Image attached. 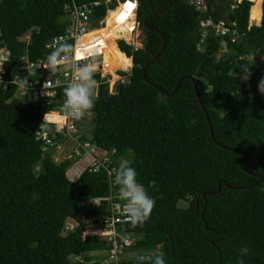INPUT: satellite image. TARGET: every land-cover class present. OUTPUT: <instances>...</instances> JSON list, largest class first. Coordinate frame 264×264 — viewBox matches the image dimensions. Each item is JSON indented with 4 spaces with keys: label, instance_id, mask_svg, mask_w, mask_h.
<instances>
[{
    "label": "trees",
    "instance_id": "16d2710c",
    "mask_svg": "<svg viewBox=\"0 0 264 264\" xmlns=\"http://www.w3.org/2000/svg\"><path fill=\"white\" fill-rule=\"evenodd\" d=\"M95 1L100 2L95 20L115 5L0 0V41L10 51V62L24 55L45 59L52 50L48 41L67 28L63 19L72 3ZM137 1L141 48L134 50L132 39L125 38L133 26L128 20L117 33L95 38L97 45L95 39L89 42L92 53L103 55L102 71L113 78L119 70L129 71L128 58L132 67L129 74L118 73L125 80L112 93L96 71L95 106L79 122L80 141L95 148L93 156L107 157L115 171L121 157L129 159L138 183L155 200L142 226L116 227L135 237L131 250H154L153 257L162 253L166 264H264V95L257 92L264 62L256 63V56H264V0L261 18L251 0H207L205 13L187 0H171L146 20L156 31L144 28L143 19L168 0ZM205 18L233 22L240 37L231 43L210 32L200 42L199 22ZM249 19L260 21L249 25ZM28 32L29 39L22 40ZM158 32L165 48L149 63L162 44ZM117 40L127 58L117 50ZM246 69L251 76L242 81L239 74ZM48 75L46 70L41 77ZM63 87L49 104L17 97L15 88L0 92V264H100L111 248L101 236L82 235L88 216L107 213L105 202L83 201L117 189L106 170L89 172L85 159L81 167L71 168L70 159L55 163L52 151L42 152L34 136L44 113L61 107ZM87 116L89 136L81 126ZM69 222L72 230L66 229ZM245 246L250 251L242 257L239 249Z\"/></svg>",
    "mask_w": 264,
    "mask_h": 264
},
{
    "label": "built area",
    "instance_id": "2783aa9c",
    "mask_svg": "<svg viewBox=\"0 0 264 264\" xmlns=\"http://www.w3.org/2000/svg\"><path fill=\"white\" fill-rule=\"evenodd\" d=\"M106 6H109L110 3L115 2L114 9L108 8L104 18L101 20L94 19V9L100 5L99 1H95L89 4L75 5L72 3L69 10V24L64 32L58 36L50 39L46 45L47 48L51 49L52 43L56 37H66L67 43L72 44L75 50L79 53L80 62H88L94 60L97 65V70L100 69V77L102 82L109 83V80H105L108 77H113L110 73L103 74V55L101 53H92L91 47L92 44H87L86 36L91 32L101 29L104 25L106 18L115 10L118 6L122 7L121 14L123 16H130L131 13H134L133 26L130 27L127 31V35L134 37V40L137 42L140 40L139 36L137 37L136 30L139 29V23L136 21V11L138 6L137 0H103ZM188 4L196 11L200 13L207 12V0H187ZM113 9V10H112ZM101 25V26H100ZM99 26L98 28H96ZM199 26L202 29L201 31V40L207 38L210 32L214 36L221 38L229 37L231 43H234L240 36L237 33V30L233 28L234 23L227 24L224 20L214 21L211 18L201 19ZM136 36V37H135ZM29 39V36H28ZM99 40L95 39L93 45H97ZM121 40H117L118 43ZM131 46V45H130ZM133 47V46H131ZM118 48V46H117ZM119 49V48H118ZM134 50L138 48H133ZM224 51V48H223ZM96 56H100L101 59L97 60ZM131 60V59H130ZM10 51L0 41V79H2L6 85V89L3 87V84L0 83V92H6L11 88H15V96L22 97L28 95V98L32 100H41L44 104H49L50 101L58 93V88L61 86H66L71 82V68L70 66H62L57 75L53 77L42 78L41 74L46 71L45 64L46 58H40L37 60L29 59L27 55L22 56L15 63L10 62ZM264 56H256V63L260 66L263 65ZM37 73L38 76H37ZM117 71V78L115 79L114 85L109 89L111 93L114 91L115 86L118 83H124V77L120 76ZM125 73V72H124ZM260 73H264L263 69H260ZM129 74V73H126ZM27 77L29 83L32 85L31 88L24 87L20 88L18 86V79ZM51 80L52 83L48 86L47 91L49 93L48 97L42 95L43 85L46 81ZM58 82V83H57ZM96 94V92H95ZM60 108L56 106L53 110H49L50 114H57L59 120H53L46 128H40V125L44 122L43 117L41 123L35 132V139L42 142L41 150L42 152L52 151V155L57 152L59 147L62 144L70 143L71 148L69 151V157L65 159L70 160H82L85 159L88 163L89 172H97L99 169L106 170L108 180H112L111 187L113 186L112 175L115 174V169L110 167L109 159L107 157L102 158L101 160L96 159L93 154L95 148L88 142H81L80 138L82 132L79 128L80 120H65L60 118ZM44 116V115H43ZM64 160V159H63ZM112 190V188H111ZM103 201L106 203L105 209L107 213H103L96 216H88L85 219V225L83 230V237L86 236H101L106 239L108 243L111 244V248L104 251L103 255L106 256L100 264H122L130 257V247L135 242V237L128 232H120L117 225L122 223H128L125 215L122 210V201L118 198V190L110 191L109 195L105 197L94 198L91 200H85L83 203H89L92 205H99ZM74 227L73 224L69 223L66 226L67 230H72ZM148 258L145 254L139 255V257ZM147 260V259H145Z\"/></svg>",
    "mask_w": 264,
    "mask_h": 264
},
{
    "label": "clouds",
    "instance_id": "9594fccd",
    "mask_svg": "<svg viewBox=\"0 0 264 264\" xmlns=\"http://www.w3.org/2000/svg\"><path fill=\"white\" fill-rule=\"evenodd\" d=\"M51 49L46 57L45 64V69L49 73V77L57 75L62 66H70L72 75L71 82L63 87L64 100L60 108V118L65 120H80L95 106V92L97 88L95 74L97 65L94 60L81 63L79 53L72 44L67 43L66 37H56ZM250 76V69H246L241 71L239 79L247 81ZM0 83L6 89V85L2 79H0ZM17 83L20 88L32 87L27 77H20ZM51 83L52 81L50 79L45 82L42 95L48 97L49 93L47 88ZM258 90L260 94L264 95V79L260 80ZM43 121L40 128H46L53 122L49 112L44 113ZM137 175V171L131 166L130 160L121 157L118 169L114 174L113 186L117 188L118 198L123 202V214L133 227L137 225L142 226L150 218L155 206V200L144 190L143 185L138 183ZM129 250L130 257L126 261L134 259L141 262V264L144 261H150L151 264H166L162 253L153 257L154 250L144 252ZM249 251V248L246 246L239 249L242 257L248 255ZM141 254H145L148 258L143 256L139 257ZM241 264H243V261H241Z\"/></svg>",
    "mask_w": 264,
    "mask_h": 264
},
{
    "label": "rangeland",
    "instance_id": "374dc122",
    "mask_svg": "<svg viewBox=\"0 0 264 264\" xmlns=\"http://www.w3.org/2000/svg\"><path fill=\"white\" fill-rule=\"evenodd\" d=\"M256 5H257V3H256ZM122 8V7H121ZM252 8H257L256 6H255V4L253 3V6H252ZM120 18H121V20H123L124 22H127V20H128V18H127V16H123V14H121L120 13ZM69 20H70V18H69V16H66L64 19H63V21L64 22H68V24H69ZM106 21V20H105ZM259 23V22H258ZM248 24L249 25H251V24H254L253 22L251 23L250 22V20L248 21ZM255 24H257V23H255ZM101 26V25H100ZM99 26H97L96 28H98ZM137 37L139 36V38H140V40L137 42L136 40H134V37H132V36H130V35H126V39H129V38H131L132 39V42H133V45H131V46H133L132 48H141V46H142V43H141V39H143V37H142V32H141V29L139 28L138 30H136V34H135ZM28 36H29V32L25 35V36H23L21 39L22 40H28ZM135 36V37H136ZM117 46H118V43H117ZM117 48V47H116ZM117 50L120 52V50L117 48ZM120 53H122V52H120ZM122 55H124L125 56V54L124 53H122ZM126 57V56H125ZM129 61H130V68H129V71H127V72H125V73H129L130 71H131V60H130V58H129ZM121 70H123V69H121ZM118 72H123L124 73V71H118ZM111 74V73H110ZM105 80H109V86H113L114 85V82H115V79L113 78V77H108V78H106ZM257 92L258 93H260L259 92V90H258V88H257ZM88 117V118H87ZM86 118H85V120L83 121V124H81V126H82V130H83V134L84 135H86V136H89V134H90V130H91V128H92V123L90 122V118H91V116L89 117V116H87ZM60 149H58L57 150V152L59 151ZM61 150L62 151H64L63 153H61V154H56V152H55V154H54V156H52V161H54L55 163H60L63 159H65V158H68L69 157V151H70V149H68L66 146H64V147H62L61 148ZM99 155V154H98ZM129 156H131V153H129ZM73 164L71 165V168H72V166L74 165V166H79V167H81V165H80V162H79V160H73ZM66 226H67V224H66Z\"/></svg>",
    "mask_w": 264,
    "mask_h": 264
},
{
    "label": "bare ground",
    "instance_id": "6f19581e",
    "mask_svg": "<svg viewBox=\"0 0 264 264\" xmlns=\"http://www.w3.org/2000/svg\"><path fill=\"white\" fill-rule=\"evenodd\" d=\"M251 1L253 3L259 2V0H251ZM254 9H257V8H254ZM121 11H122L121 6H118L115 10H113L112 12H110V14L108 15V17L106 18L104 27L101 28V29H98V30L93 31V32H91L90 34H88L86 36V38L88 40L87 41V44L90 41H93L95 38H97L100 35L115 34V33H117L119 31V27L124 23V21L121 20V18H120ZM127 18H128V21H130V22L133 23L134 13H131L130 16H127ZM54 115L57 116V114H54ZM64 146H66L68 149L71 148L70 143L62 144L59 147L60 150L58 152H56V154L63 153L64 151H62L61 148L64 147Z\"/></svg>",
    "mask_w": 264,
    "mask_h": 264
},
{
    "label": "water",
    "instance_id": "95a60500",
    "mask_svg": "<svg viewBox=\"0 0 264 264\" xmlns=\"http://www.w3.org/2000/svg\"><path fill=\"white\" fill-rule=\"evenodd\" d=\"M170 4H171V0H168L167 3H166L163 7L159 8V9H156V10H153L151 13H149L147 16H145L144 19H143V24H142L143 27H144V28H147V29H149V30H152V31H156L155 28L146 25V20L149 19L151 16L157 14L158 12L165 10L166 8H168V7L170 6ZM158 34H159V35L161 36V38H162V44H161V47H160V49L158 50V52H157V53L155 54V56L149 61V63H152V62H153V61H154V60H155V59H156V58L162 53V51H163L164 48H165V38H164V36H163L162 33L158 32ZM147 65H148V63L145 64V66H144V68H143V72H144V70H145V68H146ZM181 79H182V78H180V80H181ZM180 80H179V81L177 82V84L175 85V87H174L173 92L171 93V95H173V94L177 91V88H178V86H179V82H180ZM193 84H194V90H195L196 98H197V100H198V102H199V104H200V106H201V108H202V110H203V113H204V115H205V117H206L207 124H208V127H209L210 136L212 137V131H211V125H210V122H209V118H208V116H207V114H206V112H205V110H204V108H203V106H202V103H201V100H200V94H199V92H198V89H197V87H196V84H195V83H193ZM216 144L219 145L218 143H216ZM232 151L238 152V151H236V150H234V149H232ZM242 158H243V157H242ZM240 164H241V162H240Z\"/></svg>",
    "mask_w": 264,
    "mask_h": 264
},
{
    "label": "crops",
    "instance_id": "0c3cea01",
    "mask_svg": "<svg viewBox=\"0 0 264 264\" xmlns=\"http://www.w3.org/2000/svg\"><path fill=\"white\" fill-rule=\"evenodd\" d=\"M261 2H262V0H259V2L257 3V5L255 4V6H256L257 8L260 7V18H261V5H260ZM252 5H253V4H252ZM251 7H252V6H251ZM113 9H114V8H113ZM113 9H112V10H113ZM259 21H260V19H259V20H251V19H250V22H251V23L253 22L254 25H258V24H259V23H258ZM255 23H257V24H255ZM104 25H105V23H104ZM104 25H103L101 28H103ZM251 25H252V24H251ZM141 43H142V39H141ZM116 44H117V42H116ZM116 46H117V45H116ZM102 73H103V74H106V72H103V71H102Z\"/></svg>",
    "mask_w": 264,
    "mask_h": 264
}]
</instances>
